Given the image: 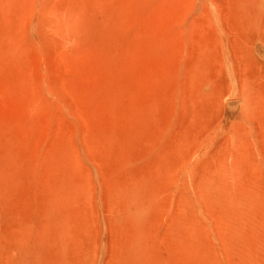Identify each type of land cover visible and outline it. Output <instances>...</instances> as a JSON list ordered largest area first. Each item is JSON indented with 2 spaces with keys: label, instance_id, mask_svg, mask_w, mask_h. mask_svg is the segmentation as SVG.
Masks as SVG:
<instances>
[{
  "label": "rangeland",
  "instance_id": "374dc122",
  "mask_svg": "<svg viewBox=\"0 0 264 264\" xmlns=\"http://www.w3.org/2000/svg\"><path fill=\"white\" fill-rule=\"evenodd\" d=\"M0 264H264V0H0Z\"/></svg>",
  "mask_w": 264,
  "mask_h": 264
}]
</instances>
